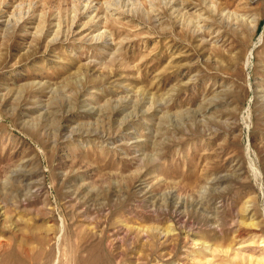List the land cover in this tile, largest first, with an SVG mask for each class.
<instances>
[{"label": "rangeland", "instance_id": "rangeland-1", "mask_svg": "<svg viewBox=\"0 0 264 264\" xmlns=\"http://www.w3.org/2000/svg\"><path fill=\"white\" fill-rule=\"evenodd\" d=\"M0 238V264L263 258L264 0H0Z\"/></svg>", "mask_w": 264, "mask_h": 264}, {"label": "bare ground", "instance_id": "bare-ground-1", "mask_svg": "<svg viewBox=\"0 0 264 264\" xmlns=\"http://www.w3.org/2000/svg\"><path fill=\"white\" fill-rule=\"evenodd\" d=\"M112 113V112H111ZM106 114V113H105ZM110 115V114H109ZM96 197V196H95ZM95 198H93V200H94ZM163 200V199H162ZM165 201V200H164ZM249 206V205H248ZM2 208V207H1ZM211 216H213V215H211ZM207 219V218H206ZM170 228V227H169ZM52 229V228H51ZM50 229V230H51ZM168 230V229H167ZM164 232H165V230H164ZM165 233H169V231H167V232H165ZM1 239V238H0ZM262 243H264V239H263V241H262ZM261 243V247H263L264 248V244H262ZM104 244V243H103ZM194 245V244H193ZM197 246V245H196ZM229 246H231V245H229ZM104 247V246H103ZM210 248V247H209ZM230 248V247H229ZM220 249V248H219ZM212 250V249H211ZM225 252H228V250H226ZM241 253V252H240ZM228 254V253H227ZM243 256V255H242ZM249 260L252 262H255L256 264H264V257L263 258H261V259H255L254 260V258L252 257V256H250L249 257ZM248 261V260H247ZM243 262V261H242ZM246 262V261H245ZM56 264V263H55Z\"/></svg>", "mask_w": 264, "mask_h": 264}]
</instances>
